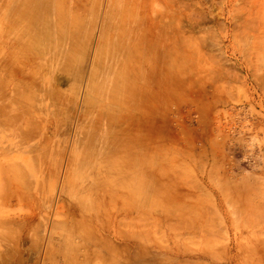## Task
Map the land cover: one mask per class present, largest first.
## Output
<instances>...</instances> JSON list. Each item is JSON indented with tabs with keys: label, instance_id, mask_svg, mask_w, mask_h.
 <instances>
[{
	"label": "rangeland",
	"instance_id": "rangeland-1",
	"mask_svg": "<svg viewBox=\"0 0 264 264\" xmlns=\"http://www.w3.org/2000/svg\"><path fill=\"white\" fill-rule=\"evenodd\" d=\"M263 57L264 0H0V264H222L212 191L264 186Z\"/></svg>",
	"mask_w": 264,
	"mask_h": 264
},
{
	"label": "bare ground",
	"instance_id": "bare-ground-1",
	"mask_svg": "<svg viewBox=\"0 0 264 264\" xmlns=\"http://www.w3.org/2000/svg\"><path fill=\"white\" fill-rule=\"evenodd\" d=\"M246 4H249V3H246ZM259 6H260V4H259ZM244 11H246V8ZM253 12H254V10H253ZM247 15H248V13H247ZM245 16H246V14H245ZM259 16H260V13H259ZM244 19L245 18L243 17V20ZM33 20H34V22H36L37 18L35 17ZM249 21L251 22L250 19H249ZM248 24H249V22H248ZM250 25H252V23H250ZM260 60H262V58ZM116 139L117 138H115V139L113 138V142L116 141ZM130 142H131V140H127L128 146L125 145V148L123 145V148L121 149V151L125 150L124 153H120V154L118 153L116 155L112 152L106 153V156H108V157L103 160V166L99 170V175H97L96 178H94L95 181L93 184L95 186L97 185L96 188H98V189L103 188V184H102L103 181L109 182L108 185H106L107 186L106 191L108 192L109 199H110L109 200L110 208H117L116 205H118V203H121L120 201L124 202V203L122 202V205L120 204L121 208H124V207L127 208L128 206L130 207V203H131V200L133 197L132 196L133 193L132 194L127 193V181L129 180V176L131 173L134 174V176H135V174L138 172V167L140 165L139 164L137 166L138 159L136 160L134 158L135 156L132 157V154L129 155L126 153V149H128L129 153H130V149L134 153L136 152L135 151L136 148L134 149L132 146H130V144H129ZM108 151H109V149H108ZM23 157L24 156L21 154L18 155V159H22ZM128 157H130V158H128ZM31 162H33V161L31 160ZM27 163L28 162H26L24 160V162H21L18 165H14L13 167H14V170L16 171V174L19 177H24L27 180V182H29V184H31L34 181L32 178V170H34V167H33L32 163H28V166H26L25 164H27ZM126 163L128 164L127 166H126ZM132 164H133V167H132ZM233 168H232V170H233ZM225 169H227V168H225ZM259 172H260V170H259ZM252 179L255 180V178H252ZM241 180H243V179H241ZM226 181H227V183L225 185L226 186L230 185L229 186L230 188L226 189V186L224 187L223 183H222V185H223L222 187H224L225 190H228V191H225V192H224V190L221 191V189H223L221 187L219 189L221 192L220 191H218V192L212 191V197L214 198L215 207L219 210L224 229H225L226 233L233 236L232 239H230V245L228 247L224 248L225 257L222 260V264H244L243 261H245V259L248 260V258L253 259L250 263L248 262L249 264H264V203L261 202V201H264L263 200L264 198L263 199L260 198L262 196V194H259L261 196L258 195V193L264 192V191L261 192V190H263L262 187H264V186L263 185H262V187L256 186L260 190L257 193V191L251 186L237 185V184H239V182L236 183L237 186L236 185L234 186L235 182L230 183L229 180H226ZM243 182H245V181H243ZM243 182L240 181V184ZM259 184H262V183H259ZM136 191H137V189H136ZM119 194H121V196ZM136 197H137L136 204L139 205L140 204L139 199H141V196L136 194ZM262 197H264V196H262ZM231 198H234V199H232V200H235L234 204L232 203L234 201H232ZM100 199H102V198H100ZM260 199H261V201H260ZM116 201H117V203H116ZM45 204H48V201L45 202ZM234 205H236L237 206L236 208L237 209L239 208V210H240V208H242L243 210H246L248 212V214H250V216H251V217L250 216H248V217H250L251 219L248 220L249 219L248 218L247 222H245L243 220L244 221L243 225L238 224V222H240L241 219H239V221H237L238 220L237 218H236L237 220L235 218H232L230 212H228V210H227V208H230L229 206L235 207ZM139 206H141V204ZM232 210H233V208H232ZM239 210H237L238 211L237 214H239ZM123 211H124V209H123ZM244 212H243V214L240 213V216L242 214L243 215L242 217H246V216H244V214H245ZM231 213H232V215H234L235 214L234 210ZM248 214H246V215H248ZM235 217H236V214H235ZM241 223H242V221H241ZM119 234L122 235L123 233L120 232ZM244 235L249 236L248 238H246L247 240H245L247 242H244L246 244L241 243L242 242L241 240L244 239V237H243ZM209 252L210 251L208 249H206V261H207V257H208Z\"/></svg>",
	"mask_w": 264,
	"mask_h": 264
}]
</instances>
